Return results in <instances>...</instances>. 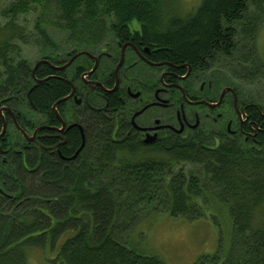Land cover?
I'll use <instances>...</instances> for the list:
<instances>
[{"label":"trees","instance_id":"obj_1","mask_svg":"<svg viewBox=\"0 0 264 264\" xmlns=\"http://www.w3.org/2000/svg\"><path fill=\"white\" fill-rule=\"evenodd\" d=\"M173 2L0 0V108L8 104L24 114L23 103L31 109L32 102L41 115L36 123L54 121L53 106L71 89L48 64L34 75L36 64L95 53L136 24L143 45L158 50L161 59L209 65L217 85L223 64L226 85L241 95L239 82L253 86L255 93L244 96L264 113L257 37L264 0H200L193 14L182 15ZM220 50L222 63L216 60ZM62 109L71 121L79 115L85 139L71 130L59 153L47 141L30 144L22 156H9L0 173V264H29L28 252L37 249L50 264H166L132 246L128 234L142 213L190 221L209 213L220 228V245L194 264H264L262 114L250 117L263 130L252 147L238 136L212 146L209 134H199L182 143L169 140L163 148L143 146L135 131L107 115L80 111L68 101ZM224 215L232 226L229 245L220 227Z\"/></svg>","mask_w":264,"mask_h":264},{"label":"flooded vegetation","instance_id":"obj_2","mask_svg":"<svg viewBox=\"0 0 264 264\" xmlns=\"http://www.w3.org/2000/svg\"><path fill=\"white\" fill-rule=\"evenodd\" d=\"M128 31H118L95 53L84 50L70 54L62 64L52 63L62 67L78 55L68 68L56 70L58 78L71 89L64 101L72 102L80 111L124 122L147 147L164 148L169 140L177 144L199 134H209L212 146H219L221 138L230 140L232 136L241 137L245 146L258 142V132L263 130L250 117L264 113L257 103L226 85L223 64L217 85L210 78L214 69L209 65L194 68L190 64L170 63L158 56V50L143 45L139 25L130 26ZM84 59L88 60L85 69L81 67ZM221 59L220 50L216 60L222 63ZM30 94L31 91L28 102ZM30 104L28 109L23 103L24 114L13 111L8 104L0 108V173L9 156H22L30 144L41 146L47 141L52 144L48 149L59 153L71 130L78 129L85 139L79 115L71 121L68 109L58 111L60 104H56V109H52L54 121L36 123L41 115ZM52 117L50 114L48 120ZM21 120L26 129L20 125ZM148 137L154 138L153 142L148 143Z\"/></svg>","mask_w":264,"mask_h":264},{"label":"rangeland","instance_id":"obj_3","mask_svg":"<svg viewBox=\"0 0 264 264\" xmlns=\"http://www.w3.org/2000/svg\"><path fill=\"white\" fill-rule=\"evenodd\" d=\"M199 4L200 0H175L173 2V6L179 10L181 15L193 14ZM257 37L260 56L264 59V27ZM33 56V53L29 54L31 58ZM226 74L225 77H227ZM237 86L244 98V95L251 97L252 93H255L253 86L241 82ZM204 217L190 221L186 218H172L166 216L165 213L158 216H147V213H142L139 216V221H141L128 235H130L132 246L146 254L160 256L166 264H194L205 255L215 254L220 245V228L213 222V217L209 213ZM220 224L222 238L225 244L229 245L232 238V226L226 215L221 217ZM27 257L29 264H50L38 249L30 250Z\"/></svg>","mask_w":264,"mask_h":264},{"label":"water","instance_id":"obj_4","mask_svg":"<svg viewBox=\"0 0 264 264\" xmlns=\"http://www.w3.org/2000/svg\"><path fill=\"white\" fill-rule=\"evenodd\" d=\"M78 57V55L76 56V57H73V59L69 62V63H67V64H64L62 67H57V66H55V65H53L52 63H50L49 61H47V60H40V62L39 63H37L36 64V66H35V71H34V75H35V72H36V70H37V68L40 66V64H48L49 66H51V67H53V68H55L56 70H60V71H62L63 69H65V68H68L72 63H73V61L76 59ZM96 68H97V66L93 69V71H95L96 70ZM236 95V94H235ZM66 99H68V97H66V98H64L63 100H61L59 103H57V105L58 104H60L61 102H64V100H66ZM56 105V106H57ZM56 106L54 107V109H56ZM39 130H42V129H39ZM38 130V131H39ZM37 133V132H36ZM35 133V134H36ZM23 135L26 137V138H28L29 140H31V141H33L34 140V137H32V138H29V136L28 135H26L24 132H23ZM151 140H154V138H147L146 139V141L149 143V142H153V141H151ZM85 146V144H84V141H83V145H82V147L77 151V154L83 149V147ZM75 155V156H78V155Z\"/></svg>","mask_w":264,"mask_h":264},{"label":"bare ground","instance_id":"obj_5","mask_svg":"<svg viewBox=\"0 0 264 264\" xmlns=\"http://www.w3.org/2000/svg\"><path fill=\"white\" fill-rule=\"evenodd\" d=\"M190 10V9H189ZM251 11V10H250ZM85 137V136H84ZM150 157V156H149ZM144 159V158H143Z\"/></svg>","mask_w":264,"mask_h":264}]
</instances>
